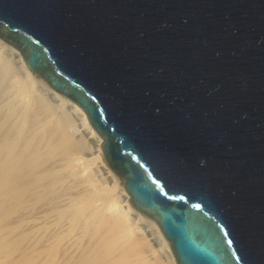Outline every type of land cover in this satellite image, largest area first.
<instances>
[{"label": "water", "instance_id": "obj_1", "mask_svg": "<svg viewBox=\"0 0 264 264\" xmlns=\"http://www.w3.org/2000/svg\"><path fill=\"white\" fill-rule=\"evenodd\" d=\"M0 39L83 111L176 264H264V0H0Z\"/></svg>", "mask_w": 264, "mask_h": 264}, {"label": "bare ground", "instance_id": "obj_2", "mask_svg": "<svg viewBox=\"0 0 264 264\" xmlns=\"http://www.w3.org/2000/svg\"><path fill=\"white\" fill-rule=\"evenodd\" d=\"M100 141L83 111L0 39V264H176Z\"/></svg>", "mask_w": 264, "mask_h": 264}, {"label": "rangeland", "instance_id": "obj_3", "mask_svg": "<svg viewBox=\"0 0 264 264\" xmlns=\"http://www.w3.org/2000/svg\"><path fill=\"white\" fill-rule=\"evenodd\" d=\"M75 115V119H76V117H78V115H76V114H74ZM76 121V123H79V120L77 119V120H75ZM79 128H82L81 126H79ZM89 142V144L91 145L90 147H91V149H94V147H92V144L93 143H91V141H88ZM98 165H99V162L97 161L96 162ZM101 167V166H100ZM102 168V167H101ZM119 185H121V186H123L122 184H121V182L119 183ZM141 228H143L144 229V231L146 232V231H149V228H148V226L146 225V224H144L143 222H141V224H138ZM150 237V236H149ZM154 248H157L156 247V245L155 244H153L152 245ZM158 253V252H157ZM158 255H159V253H158Z\"/></svg>", "mask_w": 264, "mask_h": 264}, {"label": "snow or ice", "instance_id": "obj_4", "mask_svg": "<svg viewBox=\"0 0 264 264\" xmlns=\"http://www.w3.org/2000/svg\"><path fill=\"white\" fill-rule=\"evenodd\" d=\"M198 206V205H197Z\"/></svg>", "mask_w": 264, "mask_h": 264}]
</instances>
